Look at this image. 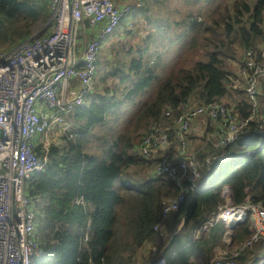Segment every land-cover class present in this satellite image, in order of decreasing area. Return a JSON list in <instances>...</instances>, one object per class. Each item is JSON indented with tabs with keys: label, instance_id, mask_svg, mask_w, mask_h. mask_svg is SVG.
Returning a JSON list of instances; mask_svg holds the SVG:
<instances>
[{
	"label": "trees",
	"instance_id": "trees-1",
	"mask_svg": "<svg viewBox=\"0 0 264 264\" xmlns=\"http://www.w3.org/2000/svg\"><path fill=\"white\" fill-rule=\"evenodd\" d=\"M49 1L0 0V44L28 38L36 23L49 22ZM129 3L134 7L128 17H143V22L154 25V29L147 33L145 46L135 53L133 47L128 49L110 70L103 69L109 61L107 58L104 62L106 50H100L95 82L101 74L103 83L106 77L113 79L119 74L118 87L106 83L97 92L94 83L93 93L66 115L69 128L52 139L46 167L30 177L28 193L37 214L39 246L32 264L144 262L145 257L139 259L140 250L147 252L144 247L157 241L159 233L154 226L180 188L167 174L158 173V154L140 152L143 136L155 130L174 140L176 119L184 106H191L193 97L202 104L229 96V60L236 58L240 47L238 61L243 63L245 52L254 49L260 53L264 41V0ZM127 18L121 25L128 24ZM115 30L105 45L111 42ZM195 52L200 55L186 65V59ZM235 91L239 100L235 97L234 110L242 117L250 116L252 104L245 90ZM261 92L264 98V86ZM231 103H227L230 108ZM169 109L171 116L165 114ZM255 132L259 130L252 121L233 144L221 149L211 143L197 147L205 167L197 179L198 188L187 191L185 201L174 213L172 222L178 226L194 203L183 228L166 248L171 253L177 236L183 234L186 246L176 248L174 256H167L170 264H208L226 226L215 225L196 242L191 241L192 230L218 210L226 185L236 204L244 201L245 188H249L254 200L264 205V136L256 135L245 142ZM247 149L252 152L246 155ZM35 150L39 155L44 153L40 145ZM207 152L218 157L225 152L236 161L220 170L221 161L214 158L209 171L204 159ZM209 176H217V180L205 184ZM234 231L235 242L243 241L252 234L250 222L237 223ZM163 247L159 245V250ZM262 247H251L239 257V264H257Z\"/></svg>",
	"mask_w": 264,
	"mask_h": 264
},
{
	"label": "built area",
	"instance_id": "built-area-1",
	"mask_svg": "<svg viewBox=\"0 0 264 264\" xmlns=\"http://www.w3.org/2000/svg\"><path fill=\"white\" fill-rule=\"evenodd\" d=\"M49 3L52 17L41 30L9 49L0 47V264H32L31 258L39 246L37 214L28 193L29 179L48 164L53 137L69 128L66 115L93 93L103 43L134 7L129 2L119 5L116 0H50ZM88 34L92 39L87 40ZM240 66L246 79L245 93L252 104L250 116L242 117L222 100L195 107L189 103L178 114L174 140L155 130L151 132L154 135L143 138V154L150 155L155 146L164 149L158 173L167 174L180 188L178 196L164 207L160 222L154 226L159 233L157 241L149 246L151 255L159 256L154 264H170L159 245L167 247L170 238L183 227L175 226L167 236L164 226L180 209L187 191L198 188L197 179L205 167L188 133L193 121L207 115L215 125L217 135L205 139L202 147L211 143L221 149L235 143L252 121L259 132L247 136L245 142L264 132L261 95L264 41L260 53L254 49L245 52ZM171 113L169 109L165 114L171 116ZM37 145L44 149L43 154L36 152ZM251 152L247 149L245 154ZM214 158L221 164L236 161L225 152L220 157L207 152L204 159L209 171ZM211 179L209 176L205 184ZM245 193L244 201L236 204L226 185L218 210L193 228L191 240L196 242L215 225L226 226L221 243L213 248L209 264H239V257L251 247L264 245V205L254 200L255 195L249 188H245ZM245 221L250 222L252 234L235 242L234 226ZM141 264L150 263L145 260ZM260 264H264V258Z\"/></svg>",
	"mask_w": 264,
	"mask_h": 264
},
{
	"label": "rangeland",
	"instance_id": "rangeland-1",
	"mask_svg": "<svg viewBox=\"0 0 264 264\" xmlns=\"http://www.w3.org/2000/svg\"><path fill=\"white\" fill-rule=\"evenodd\" d=\"M128 15H129V13H127L124 18H127ZM127 21H128V24L126 25L127 27L124 26V25H121V23H120V26L118 28H116V30H115L116 34L111 39V42H109L107 45H105V43L108 42V39L110 37L109 36L108 38H106V40L103 43V48L101 50H106V52L104 54V57H105L104 62L106 63L105 60L107 58H108L107 61H109L108 65L106 66L107 68L106 67L103 68L104 70H110V67H114L113 65H117L116 64V60L118 58L119 59L122 58L125 55L124 52H126L128 49L133 47V53H135L139 47L145 46V42L144 41H145L147 33L149 31H151L152 29H154V27H153L154 25H152V24H150L148 22H143V21H145V19H143V17L136 18V19H131L130 17H128ZM43 24H44V22L36 23L33 26L32 31L35 32V31L41 30V27H42ZM86 25L89 26L88 23H86ZM86 38H87V40H90V39H92V35L88 34ZM18 42L19 41H13L12 43L0 44V47H4L5 49H7V48L9 49V48L13 47L14 45H16ZM119 42H120V44H118ZM112 50H114V52ZM120 52L122 53V55H119ZM236 52H237L236 58L232 59V60H229V69H230V71H232L231 77H232V79L234 81H236V83H235L233 80H231L232 83H230V84H231V87H232L233 90H235V87H237L238 89H240V88L245 89V87H246V79H245L244 75L242 76V78L241 77L238 78V74H237L238 73L237 64L239 63L238 56L242 52V50H240V47L237 49ZM236 52H235V54H236ZM197 55L199 56L200 54L198 52L191 53L189 55V57L186 59V65H189L191 63L192 59L197 57ZM129 58H130V56H127L125 58V60L128 61ZM103 73H104V71H103ZM104 74H103V76H104ZM118 75L119 74L113 76V79L111 77H109V76L106 77V78H108L107 82L103 83L100 80V77L102 76V74H101L99 79L96 80V82H95L96 91L97 92H101L103 90V85H105L106 83L110 84L112 86L118 87L117 85H115L116 83L119 82V78L121 76V75H119V76ZM263 86H264V83L262 82L261 83V89L263 88ZM119 93H120V91L116 90V94H119ZM230 94H231V91H230ZM232 97L234 99L233 95H232ZM198 104L199 103L193 97L192 100H191V107L198 106ZM61 133L62 132L60 131L58 135H60ZM188 133L191 134V140H192V143H193V145L195 147H198L200 145L205 144L204 140L207 139V138L203 139L202 138V136H203L202 134L196 135V134L192 133L191 129L188 130ZM147 135H154V134H151V133L148 134L147 133L143 137H146ZM262 138L259 140V142L262 141ZM141 145H142V142H141ZM175 147L174 148L172 147L173 150H175ZM138 149L140 150L141 153H143L141 146ZM152 152H153L152 154H156V155L158 154L159 157H162L163 153H164V149L161 146H155V147L152 148ZM149 157H151V156H149ZM159 165H160V161L158 162V164L156 166V169H158ZM214 171L217 172V168L216 167L214 168ZM213 178L214 177H212L211 180H213ZM191 200L192 199H190L189 204L192 202ZM175 228H176L175 224H173L172 220L169 221L168 224L166 225V227L164 226L165 234L167 236H170L173 233ZM177 238L178 239L173 244L174 247L175 248L185 247L186 243H185V239H184L183 234H179L177 236ZM159 244H160V241H158V245ZM144 248H147L146 249L147 251H149V249H150V247H147V246L144 247ZM173 249H171V253H170V251H168V252L165 251V256H169L170 257L172 252H173ZM142 257H145V259L148 260V263H150L152 261V259L154 258V255H151L150 251L148 252V255H147L146 252H144L143 250H140L139 259H141ZM263 258H264V247H262L260 249V251L258 252V263L257 264H260V261ZM141 262H142V260H139V263H141Z\"/></svg>",
	"mask_w": 264,
	"mask_h": 264
},
{
	"label": "crops",
	"instance_id": "crops-1",
	"mask_svg": "<svg viewBox=\"0 0 264 264\" xmlns=\"http://www.w3.org/2000/svg\"><path fill=\"white\" fill-rule=\"evenodd\" d=\"M118 2L119 5H122L123 2H129L130 0H116ZM238 66V78L243 76V71L241 69V66H240V61L239 63L237 64ZM232 78V77H231ZM233 80V79H232ZM234 81V80H233ZM236 83V81H234ZM237 88V87H235ZM242 89V88H241ZM229 90L231 91V94L234 96V99L236 97L237 101L239 100V94L236 93L235 90L232 89V87L229 88ZM245 90V89H244ZM227 95L224 99H222V101H225V102H231V107L234 109V104L235 101L232 97V95ZM212 128V129H211ZM191 131L192 133L196 134V135H200L202 134V138L205 139V138H210L212 137V135H217V132H216V129H215V125L210 121L209 117L207 115H204V116H201L197 119H195L191 125ZM191 137V136H190ZM192 142V140H191ZM195 149H197V147H195ZM148 253V251L146 252Z\"/></svg>",
	"mask_w": 264,
	"mask_h": 264
},
{
	"label": "water",
	"instance_id": "water-1",
	"mask_svg": "<svg viewBox=\"0 0 264 264\" xmlns=\"http://www.w3.org/2000/svg\"><path fill=\"white\" fill-rule=\"evenodd\" d=\"M258 136H259V137H263V136H264V132H263V133H260ZM194 202H195V201H194ZM193 205H194V203H193ZM193 205L188 209L186 215L184 216V219L182 220L181 225H180L181 228L184 226V223H185L186 219L189 217V214H190L191 211L193 210ZM161 253L164 254V253H165V250H162ZM158 257H159V256H155V257L152 259V261L150 262V264H154V262L156 261V259H157Z\"/></svg>",
	"mask_w": 264,
	"mask_h": 264
},
{
	"label": "clouds",
	"instance_id": "clouds-1",
	"mask_svg": "<svg viewBox=\"0 0 264 264\" xmlns=\"http://www.w3.org/2000/svg\"><path fill=\"white\" fill-rule=\"evenodd\" d=\"M133 9V8H132ZM124 19V18H123ZM225 164H222L220 167H219V169L221 170L222 168H223V166H224ZM216 180H217V176L216 177H214ZM176 234V233H175ZM173 237V236H172ZM172 237L170 238V242H171V239H172ZM192 241V240H191ZM170 242L168 243V246H169V244H170ZM193 242V241H192ZM167 246V247H168ZM167 247H163L164 249H162V250H165L166 251V248ZM215 247V246H214ZM173 249V248H172ZM176 252H177V249L176 248H174L173 249V252H172V254H171V256H174L175 254H176ZM162 255H164L165 256V253L164 254H162ZM167 259H168V257L167 256H165ZM209 262H210V259H209V261H208V264H209Z\"/></svg>",
	"mask_w": 264,
	"mask_h": 264
}]
</instances>
